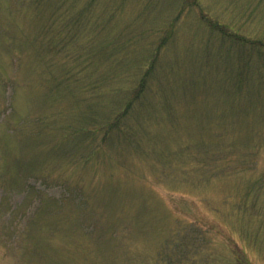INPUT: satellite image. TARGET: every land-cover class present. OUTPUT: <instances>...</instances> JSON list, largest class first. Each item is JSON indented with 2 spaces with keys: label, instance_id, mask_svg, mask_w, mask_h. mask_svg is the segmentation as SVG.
Instances as JSON below:
<instances>
[{
  "label": "rangeland",
  "instance_id": "obj_1",
  "mask_svg": "<svg viewBox=\"0 0 264 264\" xmlns=\"http://www.w3.org/2000/svg\"><path fill=\"white\" fill-rule=\"evenodd\" d=\"M0 264H264V0H0Z\"/></svg>",
  "mask_w": 264,
  "mask_h": 264
},
{
  "label": "trees",
  "instance_id": "obj_2",
  "mask_svg": "<svg viewBox=\"0 0 264 264\" xmlns=\"http://www.w3.org/2000/svg\"><path fill=\"white\" fill-rule=\"evenodd\" d=\"M150 76H152V72L146 71L145 73H143V77L137 83V87L132 90V93H131L132 100L137 98V96L138 97L140 96V94L143 92V89L147 86V82ZM128 106H129V103H128ZM127 107H125L118 113H115L112 118H109L105 120L104 122H99L98 128H104L106 132L109 131V129L117 128V130L121 132L125 125L124 120H123V115L127 114V111H126Z\"/></svg>",
  "mask_w": 264,
  "mask_h": 264
}]
</instances>
